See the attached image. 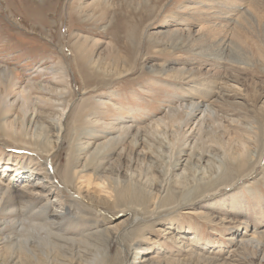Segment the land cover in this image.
Returning a JSON list of instances; mask_svg holds the SVG:
<instances>
[{
  "label": "rangeland",
  "instance_id": "rangeland-1",
  "mask_svg": "<svg viewBox=\"0 0 264 264\" xmlns=\"http://www.w3.org/2000/svg\"><path fill=\"white\" fill-rule=\"evenodd\" d=\"M263 7L264 0H0V189L7 186L29 203L26 187L39 189L25 183L34 175L42 179L36 184L48 183L41 178L46 172L50 196L37 198L23 218L42 213L38 206L46 202L38 219L61 218L67 233L63 238L58 231L47 245L42 230L25 222L20 228L11 221L17 211L7 210L1 236L14 246L0 241V261L135 264L144 257L164 264L161 256L176 253L183 264L180 244L167 239L173 231L221 263L264 264V237L259 250L248 251L231 240L264 227ZM76 35L90 41L76 42ZM205 56L220 57V68ZM211 79L218 83L205 103L188 95ZM195 105L199 110L188 117ZM192 150L214 167L206 159L190 161ZM104 153L107 163L99 166ZM148 164L159 177L157 201L129 179ZM76 166L88 173L98 167L103 177L117 171L124 184L108 193L92 181L79 196ZM195 167L185 189L168 186ZM92 194L105 200L95 202ZM62 207L65 214H54ZM121 225L118 237L105 235ZM95 231L108 243L105 256L91 244ZM26 237L34 258L15 245ZM55 254L68 257L54 260Z\"/></svg>",
  "mask_w": 264,
  "mask_h": 264
},
{
  "label": "bare ground",
  "instance_id": "bare-ground-1",
  "mask_svg": "<svg viewBox=\"0 0 264 264\" xmlns=\"http://www.w3.org/2000/svg\"><path fill=\"white\" fill-rule=\"evenodd\" d=\"M258 3H260V2L257 1L256 6L262 7V5L261 4L258 5ZM75 38H76V42L83 41L82 44H84V45H87V43L90 41L89 38H87V37H81L79 35H76ZM219 49L221 51H223L222 46ZM81 56L83 57L84 55L81 53ZM204 59H206V61L207 60H210V63H211V65L213 67L220 68L219 67L221 65L220 64V59H221L220 57H209V56H205ZM217 83H218L217 79H211L208 82H204V80H200L199 83H196L195 84V85H197V87H196L197 89L196 90L190 89L191 92H189L188 95L191 98H197V99H199L201 101V103H205L207 100H209L212 97V91L213 90H216ZM198 110H199L198 109V105H195V106L192 107L191 112H189V113L186 112V114L188 116L191 113H193V112L195 113V111H198ZM171 123H172V127H174L173 124L176 123V122H171ZM183 123H184V125L187 124V122H183ZM158 127H159V125L157 124L155 128H158ZM41 130H44V127L41 128L40 131ZM39 136H41V135H39ZM162 136H164V134H162ZM262 136H263V138L261 139V142L263 141V144H264V134ZM35 138L38 139L37 140V144L41 145L40 137H35ZM50 143H52L51 142V139H49V141L47 142V144L51 145ZM154 145L161 152L164 151L163 148H165V147H163V143L160 144L159 142L158 143L156 142V144H154ZM80 148L83 149V150H85L87 148V146L86 145L85 146L84 145L83 146L81 145ZM261 152H262V150H260V152H256L258 154V160L262 156L261 155ZM203 154L204 153L202 151L199 154H195V151L192 150V153L189 155V160L191 161L192 157H194V158H197V163H199L201 160L203 161V160L206 159L205 160L206 163L207 162H210V164L213 163V165H209L208 168H213L216 162L213 159H211L209 156L203 155ZM104 156H107L108 157V155H106V153L102 154L101 155V161L98 162V165L99 166L102 163H104V162L107 163V161H105L107 159L104 160L102 158ZM174 157H175V160L179 159L180 158V153H177ZM242 157H244V155H242L240 158H242ZM217 167H218V165H217ZM196 168L197 167H195V170L193 172H190V170L184 169L183 170L184 174L183 175L180 174L181 177H179V179L176 178L175 181L171 180L168 183V186L172 183V188L175 191L176 190H180V189H185L186 188V183H188L187 182L188 181V178L191 177L194 180L195 173L197 171ZM86 170H87L86 169V166H85V168L83 166L80 167V168H78L76 166L73 169V171H72V177L73 178H76V181L79 182V186L77 188V191H78L79 196L80 195L83 196V193L85 191L87 193H89V189L87 187L92 184V181H94L96 183V185H97L96 188L97 189L98 188H102V189L104 188L105 190L108 191V193L110 192L109 189H111L112 191H115L116 186H120L121 187L122 184H124V181L123 182L121 181L120 175H118V172L117 171L114 172V174H112L111 176H104L103 177L101 175L102 172L100 171V169L98 167L97 168H94L91 171V173H88ZM201 170H202L201 173H203V175H205L206 174V169L203 168ZM30 172H32L31 168L28 171H26V173H25V177H27L28 180H30V177L33 176V174L30 173ZM135 172H133L130 175V177H129L130 181H134L136 184H138L140 182L141 185L144 186L148 190L147 192L151 196V198L154 201H157L160 198V191H159L160 185L158 183V178L159 177L156 176V174L154 173L155 172V169H153L152 166L148 164L145 172H138L137 174ZM43 174H44V176L42 175L41 178L46 179L48 181V183H39V184H36L37 182H40L42 179H40L39 177H36L35 178V175H34V180L27 181L25 183L27 186L30 185L31 188L32 187L33 188H38L39 190H36V189L35 190L28 189L26 187V185L24 184V187H26L25 193L26 194H28V193L31 194V197H29V203H27V202L21 203V201L19 202V200H17L16 194L9 187H7L6 185H5L6 187H4L3 189L1 188L0 189V215L2 213H4L5 211H7V210H9V211H15V213L17 211V216L14 217V218H12L11 221H15L16 224L19 223V225H21L20 228H22V229H25L26 228L25 223L28 226L30 224H32L33 227L36 226L37 228H39V230H42L44 232V234H45V240L47 241V245H51L54 242L53 240H54L55 233H58V231H62L63 232L62 233V237L63 238H64L65 234H67V233H65L66 231H63L62 228L60 227L61 218H57V217H47L46 219H43L44 222H41V220L38 219V217L42 215V213L44 212V210L46 208V206H45L46 205L45 204L46 202L45 203L42 202L43 204H41V205L38 206V207H40V210L42 211V213L35 214L34 217H32L30 215L27 218H23V216H24V213L23 212L26 211V210H28V209H30V208H28L29 205L34 206L37 203V201H38L37 198H44V197H49L50 196L51 189H49V188H51V187L48 188L47 185L51 186V183H50L51 177L49 178L47 176L46 172L43 173ZM15 175L16 176L17 175L20 176V173L19 172H15ZM16 176H15V178H16ZM200 180H203V178L198 179V181H200ZM30 182H33V183L29 184ZM64 182H67L68 183L69 182L68 181V178H64ZM103 182H105V186L103 185ZM33 193H35V194H33ZM91 198L95 202H100L102 200H105V197L103 198L102 196L95 195V194H92L91 195ZM29 207H31V206H29ZM54 214H56V215L65 214V212H63V207L62 208H57V210H56V212ZM69 219H70V216H69ZM135 219H136V217H135ZM6 220H8V219H6ZM21 220H23L22 223H21ZM27 220H30V221L27 222ZM133 221H134V219H133ZM124 223H125V221L123 222V225H124ZM73 224H74V221L73 220H69V225H73ZM123 225H121L119 227H117V226H110L109 228H107V231H105L104 233H105V235H106V233H108L110 235V238H112V237L113 238L114 237H118L117 236V233L123 227ZM14 226H12V227H14ZM259 230H261V231H259ZM173 233L174 232L172 231V233H170L171 235L168 234L169 236L167 237V239L173 240L172 242L175 243V244H180V247H181L180 249L184 251L183 255H184L185 259H186V260L183 261V262H185L183 264H224L223 263V260H222V263L220 262V258L218 257V255L216 253L214 255L213 253H210L209 251H207V252L205 251L206 254H204L201 251L197 250L195 248V246H192L190 243H188V244L187 243H183V241H181L178 238L174 237V234ZM244 234L245 233H243V235L242 234L239 235L238 238L233 237V239H231L232 242L234 243V247H236V249L238 247L239 249H242V250L245 251V250H247L248 247H253V249H257V250H259L261 248V247L259 248V244L262 245V243H263L262 240H260V239L262 237H264V227H262L261 229H256L255 228L254 231L251 233L249 239H247V237ZM1 235H3L2 230H0V236ZM81 237H82V239H84L83 236H81ZM101 237H102L101 236V233L99 231H95L90 236V238H93L94 242L92 241V243H91V241L88 240V238H85V241L87 243L90 242L92 244V246L100 247L101 253L99 254V257H102L103 255L105 256V253L110 250L109 247H108V243L106 241H104L103 239H101ZM1 240L5 241L4 244L6 243L8 246H10V250L11 251L13 250V246L14 245L12 244V239L10 237H7V235L6 236H3V237L1 236L0 241ZM9 244H12V245H9ZM15 245H16V247H17V249H18L19 252L22 251V253H24V255H26V256L28 255L29 257H32V258L35 257L34 256V250H35L34 242H31L28 239V237H26L21 242H18V243L16 242ZM3 247H5V246H3ZM16 247H14V249ZM260 252L262 254L261 259H264V250L263 251H260ZM43 253L44 254H47L45 251ZM9 256L11 258L8 257V261L9 262H12V260L15 257L13 258L12 257L13 255H9ZM177 256H180V254L170 253V254H168L166 256H161V257L164 259V261H163L164 264H167V263L168 264H177L179 262L176 259ZM67 257L68 256H66V255H60V257H58V255H56V254L53 256L54 260H57L59 258H64L66 260ZM138 259H140V261H137L135 264H153V263H147V259H145L144 257H141V258H138ZM48 260H50V259H48ZM0 264H8V262H7V260L0 261ZM85 264H92V263L85 262Z\"/></svg>",
  "mask_w": 264,
  "mask_h": 264
}]
</instances>
